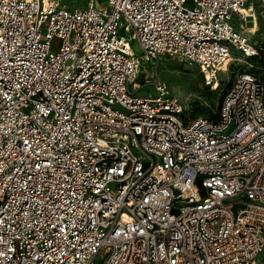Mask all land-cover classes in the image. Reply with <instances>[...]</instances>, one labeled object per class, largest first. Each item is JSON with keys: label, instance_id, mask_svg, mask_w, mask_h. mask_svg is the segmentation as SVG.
Segmentation results:
<instances>
[{"label": "built area", "instance_id": "built-area-1", "mask_svg": "<svg viewBox=\"0 0 264 264\" xmlns=\"http://www.w3.org/2000/svg\"><path fill=\"white\" fill-rule=\"evenodd\" d=\"M262 16L264 0H0V264H254L264 80L245 69L192 119L158 69L216 92L236 54L260 56Z\"/></svg>", "mask_w": 264, "mask_h": 264}, {"label": "rangeland", "instance_id": "rangeland-1", "mask_svg": "<svg viewBox=\"0 0 264 264\" xmlns=\"http://www.w3.org/2000/svg\"><path fill=\"white\" fill-rule=\"evenodd\" d=\"M89 0H62L68 8H83ZM105 4V1H103ZM233 24L238 28L236 18ZM250 24V22H249ZM248 24V25H249ZM250 32H246L247 37L260 47V56L256 59L245 60L241 55L236 54L235 60L227 72L219 75L220 87L216 92H212L210 87L204 83L201 74L183 62L177 60H167L163 62L158 69L161 78L166 82L171 94L179 99L185 109L187 118H214L216 117L222 98L226 89L229 87L235 76L246 70H253L260 78L264 80V18H258V24L247 26ZM255 33V34H253ZM134 50L140 53L137 43L134 44ZM257 67L258 69L251 68ZM254 264H264V251L255 260Z\"/></svg>", "mask_w": 264, "mask_h": 264}, {"label": "bare ground", "instance_id": "bare-ground-1", "mask_svg": "<svg viewBox=\"0 0 264 264\" xmlns=\"http://www.w3.org/2000/svg\"><path fill=\"white\" fill-rule=\"evenodd\" d=\"M249 22H250V23H252L250 20H249ZM252 24H253V23H252ZM254 24H255V25H257V24H258V22L256 21ZM246 32H249V33H251L249 28H246ZM253 34H255V33H253Z\"/></svg>", "mask_w": 264, "mask_h": 264}, {"label": "trees", "instance_id": "trees-1", "mask_svg": "<svg viewBox=\"0 0 264 264\" xmlns=\"http://www.w3.org/2000/svg\"><path fill=\"white\" fill-rule=\"evenodd\" d=\"M255 69H258L257 67Z\"/></svg>", "mask_w": 264, "mask_h": 264}, {"label": "water", "instance_id": "water-1", "mask_svg": "<svg viewBox=\"0 0 264 264\" xmlns=\"http://www.w3.org/2000/svg\"><path fill=\"white\" fill-rule=\"evenodd\" d=\"M250 25H251V23H250Z\"/></svg>", "mask_w": 264, "mask_h": 264}]
</instances>
